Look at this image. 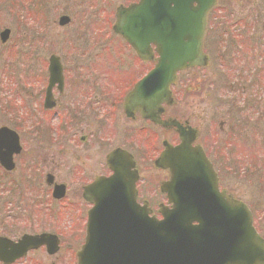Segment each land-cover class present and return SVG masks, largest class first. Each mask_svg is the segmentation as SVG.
<instances>
[{
    "label": "flooded vegetation",
    "instance_id": "1",
    "mask_svg": "<svg viewBox=\"0 0 264 264\" xmlns=\"http://www.w3.org/2000/svg\"><path fill=\"white\" fill-rule=\"evenodd\" d=\"M136 1L23 0L22 8L27 20L24 24L27 34L23 57L25 71L22 85L18 86L15 95L19 96L21 103V95H17V91L22 94L25 137L22 145L20 134L17 132L20 148L18 153L13 155L14 169L3 171L6 174L16 172L17 169L21 173L23 170L26 181L24 183L27 185L29 182L30 192L26 198V201L30 202L26 203V206L31 208L40 221L45 217L47 209L44 198L46 190V195L57 202L58 213L61 212L60 209H69L64 212L65 218H70L71 222L84 220L85 229L91 204L83 196L84 188L97 177L112 174L108 156L118 149L130 154L133 167L137 171L136 202L140 205L146 203L152 209L167 204L165 194L160 191V185L168 179V172L154 167L151 173L146 174L145 159L153 166L155 158L163 149V141L175 145L179 141L176 128L161 127L145 119L139 112H127L124 108L127 94L155 64V58L143 60L136 56L128 43L113 31L117 6H126ZM9 4L12 6L15 2L10 1ZM4 9L10 12L9 8ZM62 16L67 17L65 23L59 22ZM49 23L57 27L62 36L61 39H56L60 44L57 51L59 53L50 52V46H47L48 36L56 38L50 29L48 31ZM2 28L4 27H1L0 31ZM233 29L236 54L241 55L239 50L243 53L240 59L235 57L231 67L234 74L227 90L229 95H218L214 107L199 108L198 112L192 108L180 110L177 104H163L159 117L167 121L174 119L197 131L196 142L211 161L217 173L219 188L235 196L222 186L223 171L227 172L223 162L229 158L233 146H237V154L233 160L227 162L230 163V171L234 175L239 172L244 175H260L262 180L259 179L258 184L261 185L260 190L264 189V157L256 155L254 147L252 149L254 143L248 142V139L254 136H244L256 127L257 134L260 133L259 125L253 121L251 123V118L260 103H264V97L261 102L256 103L250 88L262 85L264 76L262 75V82L260 80L256 83L249 74H242L248 69L243 63L248 65V62H253L248 60L249 50L251 53L256 47H264V31L259 41L256 39V32L259 30L255 24H235ZM9 40L1 45L5 46ZM122 46L126 48L127 55H121ZM96 47L109 48L112 52H107L104 59L95 57L93 49ZM44 48L48 55L46 50L43 54ZM78 48L89 55L75 54L73 50L77 51ZM66 49L74 54L63 55ZM97 59L100 62H97ZM51 60H57L61 69L60 78L54 81L50 80ZM104 61L107 64L105 71H96L98 66L102 67L100 64L103 65ZM203 69L195 67L182 72L177 84L171 87L174 98H179L181 83H184L185 90L197 91L201 85L198 72ZM242 76L244 78L241 80ZM238 91L242 93L241 97L235 94H241ZM261 112L264 115V110ZM218 136L223 140L222 146L227 147L226 149L218 146L219 143L212 144L214 137ZM239 144L247 146L248 152L243 150L244 145L240 146V149ZM4 149L2 146V150ZM213 149L216 151L215 156ZM144 151L148 154L146 158L142 157ZM19 157L24 161L22 169L16 166V159ZM27 174L32 176L33 180L27 181ZM55 184L64 185L62 196L56 197L53 194ZM147 185L149 187L145 190ZM69 187L75 188L72 189V195L69 194ZM41 188L43 193L39 191ZM68 196L71 199L67 202ZM256 201V204L259 203ZM26 209L28 208L25 207L24 212ZM153 213L157 215L155 210ZM26 214V217H31L28 211Z\"/></svg>",
    "mask_w": 264,
    "mask_h": 264
},
{
    "label": "water",
    "instance_id": "2",
    "mask_svg": "<svg viewBox=\"0 0 264 264\" xmlns=\"http://www.w3.org/2000/svg\"><path fill=\"white\" fill-rule=\"evenodd\" d=\"M215 4L216 0H140L117 8L114 31L139 57L151 58V43L158 54L154 68L127 95L124 108L177 130L179 144L172 147L164 142L154 162L169 172L161 190L172 205L159 209L162 219L149 217L150 209L135 203L137 176L129 172L130 158L125 162L123 152H113L109 161L121 162L113 165L114 175L97 178L84 190V197L94 206L89 210L77 264H264V240L252 226L249 209L218 190L216 174L203 150L191 145L195 130L158 117L160 104L171 102L169 86L176 72L206 65L201 45L206 16ZM8 35L4 29L1 41ZM49 71L51 80L60 78L56 60L50 61ZM15 136L1 127L0 147L8 146ZM8 147L14 150L13 145ZM0 152L1 164L10 168L6 149ZM58 244L57 237L49 233L24 234L17 241L0 237V261L10 264L41 245L53 254Z\"/></svg>",
    "mask_w": 264,
    "mask_h": 264
},
{
    "label": "rangeland",
    "instance_id": "3",
    "mask_svg": "<svg viewBox=\"0 0 264 264\" xmlns=\"http://www.w3.org/2000/svg\"><path fill=\"white\" fill-rule=\"evenodd\" d=\"M10 1H14L16 4H18V7L15 8L14 11H12V9L14 8H12V6L9 4ZM229 1L230 0H221L224 12H214L216 17H213V20H211L217 21L216 24L220 23L222 24L221 26H223L224 24L226 25L227 23L232 22V20H234V16H237L235 14H237V12H240L241 10L242 12H244V14L242 15L243 18H246V12H248L247 9L250 4L257 9V13L261 14L259 20L260 23L264 24V0H232L231 4L229 3ZM22 4L23 0H0V28L8 27L11 29V37L9 42L5 46H2L0 44V126L5 125L18 132L20 134L21 143L23 145L25 137V126L22 123L24 115L21 108L22 94L17 91V95H21V103L18 99L19 96L15 95V91L18 86H20V84L22 85L23 73L25 71L23 57H25V41L27 39V34L24 28V24L27 22V20L25 10H23V8L20 6ZM4 8H9L10 12L5 11ZM12 14L16 16H12ZM219 14H221L220 16L224 18L218 17ZM219 28L222 29L221 27ZM49 29L52 31L51 33L56 36V38L53 39L54 37L48 36L47 46H50V52L59 53L57 51L59 50L60 44L57 43L56 39H61L62 36L60 32L57 31L59 29L57 27H54L50 23L48 31ZM262 32L263 31L256 32V39H258L259 41L262 39ZM66 44L67 43L64 41V45ZM263 49L264 48L261 46L254 48L251 52V55H253L255 59L252 58L250 53H248V57L251 56L250 59L248 58V60H251L253 62H248V65L245 64V62L243 63V65H245L248 69H246V72L242 74L245 76L249 74L251 76V79L252 77L255 80L257 78V81H255L256 83L258 82V77H262V75L264 76ZM45 50L46 49L44 48L43 54ZM67 50L68 49L63 51V55H70L74 53L85 56L89 55V53L82 52L81 48H78L77 51L73 50L74 53H69ZM120 50L121 55L128 54L126 53V48L124 46L120 47ZM233 50L234 49L232 47L230 48V46H228V44H226L225 42H221V44H218L216 40H212V43H209L207 41L205 52L209 55V64L207 68L198 72V74H200L199 81L201 85L199 86V89L197 91H189L185 90L184 83H181L179 88V91L181 92H179V98H176L177 108L184 111L186 109L188 110L192 108L196 110L195 112H198L199 108L211 109L212 107H214L213 104H216L215 100L217 99L218 95H229V93H227L228 88L231 86L229 81H233L234 74L231 67L235 62V57L237 56V59H240V56L243 53L242 50H239L241 55L238 56L236 52H233ZM93 51L95 57L100 56L102 59L105 58L104 56L107 52H112L111 49L103 47H96L93 49ZM47 52L48 51L46 50V53ZM114 53L117 54V52ZM48 54L49 53H47L46 55ZM245 58L246 56L244 55V60ZM96 61L100 62L99 59H97ZM105 61L103 62V65L100 64V66L102 67H97L96 71H105L107 65ZM225 63L227 64V66H225ZM238 66H240V64ZM227 77H229L228 81H226ZM243 78L244 76L241 77V80ZM263 83L264 82H262V85L260 86H252L250 88V93L255 97L256 103L261 102L260 100L264 97ZM238 92L241 93L240 91ZM235 94L237 95V97H241L242 95V93ZM245 95L246 93L243 94V96ZM230 102L232 103V100H230ZM14 104L16 105V107H14ZM260 104L261 105L256 108L255 112L253 111L254 113L251 118V123L253 121L254 123L259 125V135L257 134L256 127L254 131L251 130V132L245 133L244 136L247 138L254 136V138H252L253 140L248 139V142L252 141L254 143L252 144V149L254 147L255 154L263 158L264 115L262 114L261 110H264V103ZM199 105H201V107ZM209 136L211 135L209 134ZM219 136L214 137V141L212 142V144L219 143L218 146L221 147L223 145V140L221 139V137L219 138ZM243 145L244 144H239L238 147L241 149L240 146ZM222 147L224 149L227 148L224 146ZM246 147L247 146L244 145L243 150L248 152V150H246ZM236 148L237 146L231 147L229 158L227 160H224L223 162L224 168L227 169V172L223 171L222 186L228 189L230 192H233V194L237 198L246 202L250 206L255 216L254 225L257 231L264 237V189L260 190L261 185L258 184V180L261 179V177L260 175L256 174L250 175V173L244 175L242 174V172L234 175V173L230 171L231 168H228V164L230 163L227 162L233 160L234 156L237 154ZM145 151L142 154V157L144 158H146L148 155L147 153H145ZM212 152L213 156H215V149H213ZM223 153L226 155L225 152ZM151 158H153V155L151 156ZM219 162L220 161L218 159V163ZM23 163L24 161L23 159H20V157L16 159V166L19 169L23 168ZM152 169L154 170V167L152 166L151 162L145 159V173H151ZM152 175L155 176L154 173ZM26 177L28 178L27 181H29V179L33 180V177L28 174ZM56 178L57 180H59L57 176ZM24 179L25 175L23 174V170L21 171V173L18 172L17 169L16 172L6 174L2 173L0 170V235H5L10 238H17L23 233H54L60 238V248L54 255H48L45 252V249L42 247L36 251L30 252L25 258L17 261L14 264H76L75 252L83 242L84 220H75L71 222L70 218H65L64 212L69 209H60L61 212L58 213L59 208L57 207V202H54L50 198V196H48V194L46 195L47 191L45 190L44 198L47 209L45 211V217L42 221H40L39 217L32 213L31 208L26 206V203L30 202V200L26 201V198L27 196H29L30 192H28L29 182L27 185H25L24 182L26 181ZM33 183L34 182H31V184ZM42 187L45 188L44 184H42ZM148 187L149 185L145 186V190ZM43 188L39 190L42 193L44 192ZM154 188L157 187L154 186ZM72 189L75 188L69 187V194L71 193V195L73 194ZM70 199L71 198L68 196L67 202ZM256 200H258L259 203L262 204H260L259 206L256 205ZM25 207L28 208L26 209V212L28 211L29 213H31V217H26L27 214L26 212H24ZM153 209L156 210V208Z\"/></svg>",
    "mask_w": 264,
    "mask_h": 264
}]
</instances>
